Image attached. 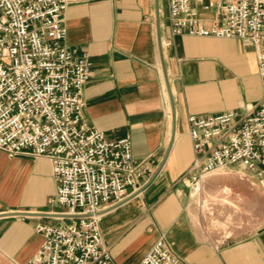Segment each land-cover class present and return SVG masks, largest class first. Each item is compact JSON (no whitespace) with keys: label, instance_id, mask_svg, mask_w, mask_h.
<instances>
[{"label":"crops","instance_id":"obj_1","mask_svg":"<svg viewBox=\"0 0 264 264\" xmlns=\"http://www.w3.org/2000/svg\"><path fill=\"white\" fill-rule=\"evenodd\" d=\"M64 23L70 51L92 63L86 120L109 139L129 135L134 161L148 168L142 191L103 211L115 262L137 264L164 233L184 264H264V220L246 236L219 235L196 219L188 184L195 161L189 117H240L264 103L254 45L171 38L168 0H70ZM53 175L49 159L0 151V264H27L44 240L36 226L68 219L52 203ZM254 179L264 192V180ZM134 202L138 215L126 207Z\"/></svg>","mask_w":264,"mask_h":264},{"label":"built area","instance_id":"obj_2","mask_svg":"<svg viewBox=\"0 0 264 264\" xmlns=\"http://www.w3.org/2000/svg\"><path fill=\"white\" fill-rule=\"evenodd\" d=\"M70 0H0V151L49 159L69 216L38 224L43 243L27 264H117L104 244L103 211L140 188L148 170L129 135L109 139L84 116L92 63L67 45ZM170 35L234 38L254 45L264 85V0H168ZM195 161L188 182L200 194L215 171L239 168L264 180V103L239 117H189ZM137 264H184L164 233Z\"/></svg>","mask_w":264,"mask_h":264},{"label":"rangeland","instance_id":"obj_3","mask_svg":"<svg viewBox=\"0 0 264 264\" xmlns=\"http://www.w3.org/2000/svg\"><path fill=\"white\" fill-rule=\"evenodd\" d=\"M200 194H192L191 210L197 220L219 235L243 237L255 231L264 220V192L242 169H226L210 173ZM226 188L230 190L225 191ZM129 208L141 213L139 202Z\"/></svg>","mask_w":264,"mask_h":264},{"label":"water","instance_id":"obj_4","mask_svg":"<svg viewBox=\"0 0 264 264\" xmlns=\"http://www.w3.org/2000/svg\"><path fill=\"white\" fill-rule=\"evenodd\" d=\"M140 191H142V189L139 188V189L137 190V192H135L133 195H131V196L128 197L125 201H123L122 203L116 205L115 207L120 206V205H122V204L128 202V201H129L130 199H132L135 195H137ZM61 216H62V217H65V218H69V216H66V215H61Z\"/></svg>","mask_w":264,"mask_h":264},{"label":"bare ground","instance_id":"obj_5","mask_svg":"<svg viewBox=\"0 0 264 264\" xmlns=\"http://www.w3.org/2000/svg\"><path fill=\"white\" fill-rule=\"evenodd\" d=\"M228 190H229L228 188H226V189H225V191H228ZM193 195H194V196H197V195H196V194H194V193H193Z\"/></svg>","mask_w":264,"mask_h":264}]
</instances>
